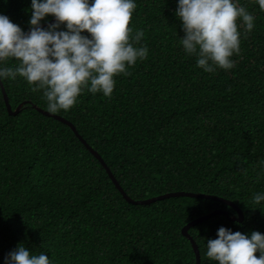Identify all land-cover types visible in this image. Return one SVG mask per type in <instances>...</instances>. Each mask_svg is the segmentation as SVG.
Segmentation results:
<instances>
[{
  "label": "trees",
  "instance_id": "obj_1",
  "mask_svg": "<svg viewBox=\"0 0 264 264\" xmlns=\"http://www.w3.org/2000/svg\"><path fill=\"white\" fill-rule=\"evenodd\" d=\"M238 2L254 27L239 37L231 68L205 71L179 43L176 0H135L128 26L143 30L137 44L147 46L145 58L114 75L110 96L84 86L69 109L53 113L76 126L133 199L215 194L238 205L243 220L235 223L228 216L236 210L212 198L129 202L70 125L34 107L49 111L43 89L17 74L2 80L12 108L22 103L17 114L0 85V264L18 243L51 264H196L182 227L216 208L229 215L189 228L201 264H218L204 253L221 225L264 233V201L252 200L264 192V10L255 0ZM29 6L0 0V13L27 31ZM237 25L241 32L239 17Z\"/></svg>",
  "mask_w": 264,
  "mask_h": 264
},
{
  "label": "clouds",
  "instance_id": "obj_2",
  "mask_svg": "<svg viewBox=\"0 0 264 264\" xmlns=\"http://www.w3.org/2000/svg\"><path fill=\"white\" fill-rule=\"evenodd\" d=\"M255 2L264 10V0ZM29 7L27 31L0 13V62L10 57L19 61L15 67L0 64V81L21 75L43 89L50 112L69 109L84 86L110 96L114 75L126 73V65L147 55V46L137 44L143 30L133 33L128 26L135 0H30ZM174 13L183 30L180 45L196 55V65L205 71L214 70V65L231 68L235 61L230 57L240 51L239 37L254 27V16L238 0H176ZM259 163L264 168V159ZM252 200L264 201V192L254 193ZM204 255L218 264H264V233L221 225L215 237L206 240ZM3 264L51 261L44 252L30 254L18 243L5 254Z\"/></svg>",
  "mask_w": 264,
  "mask_h": 264
},
{
  "label": "water",
  "instance_id": "obj_3",
  "mask_svg": "<svg viewBox=\"0 0 264 264\" xmlns=\"http://www.w3.org/2000/svg\"><path fill=\"white\" fill-rule=\"evenodd\" d=\"M42 25H45V23H42ZM0 85H1V88H2V91H3V97H4V100H5V103H6V106H7V109L9 111V113L10 114H17L21 110L22 103L19 104L15 109H13L11 104H10V102H9L8 95L6 93V90H5V87H4V84L2 83V81H0ZM34 107L37 108L40 112H42L44 114H47V115H50V116H54L55 118H57V119H59L61 121H64L65 123L69 124L70 127L75 132V134H77V136L80 138V140L86 145V147L96 156V158H98L100 160V162L102 163V165L105 167L106 171L108 172L109 176L113 180L114 184L117 186V188L121 191L123 196L129 202H132V203H135V204H137V203L146 204V203H151V202H153L155 200H159V199L166 198V197L179 196V195H189V196L205 197V198H212V199L221 200V201L225 202L226 204L232 206L237 212L236 215H229L226 210H224L222 208H216V209H214L213 211H211V212H209L207 214H203L201 216H198V217L194 218L193 220L187 222L182 227V233L190 239V241H191V243L193 245V248L195 250V253H196V264H201L200 253H199V249H198V245H197L196 241L194 240V238L189 233V228L190 227L202 222L206 218H208L211 215L216 214V213H222V214H225V215H229L228 217L230 219H236L238 221H242L243 220L244 214H243V211L241 210V208L238 205H236L230 199H227V198H224V197H220V196H217L215 194H207V193H201V192H192V191L179 190V191L165 192V193L158 194V195H155V196H152V197H148V198H145V199H133L132 197H130L126 193V191L120 185V183L118 182L117 178L114 176L113 172L108 167V165L106 164V162L104 161L102 156L91 145H89L87 143V141L82 137V135H80V133L77 131L76 126L71 121H69L68 119L64 118L61 115H58V114H55L53 112L44 110V109L38 107L37 105H34Z\"/></svg>",
  "mask_w": 264,
  "mask_h": 264
}]
</instances>
